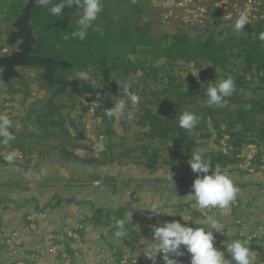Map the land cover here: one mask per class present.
Instances as JSON below:
<instances>
[{
    "label": "rangeland",
    "instance_id": "rangeland-1",
    "mask_svg": "<svg viewBox=\"0 0 264 264\" xmlns=\"http://www.w3.org/2000/svg\"><path fill=\"white\" fill-rule=\"evenodd\" d=\"M157 12L158 10L150 9L143 18L144 22L149 19L155 21L153 31L156 34L162 31L172 34L179 30H186L194 37L195 35L205 36L208 31L206 22L194 25L179 23L172 25L165 22L160 12L159 14ZM12 28L6 23L0 24L4 43L8 34L6 31ZM14 48L15 44H6L4 50L11 51ZM4 50L0 51V55L5 53ZM132 58L136 57L132 56ZM164 61L166 60L161 59L160 65L165 63L172 75L179 77L172 87L182 91L206 93L209 84H216L225 79L224 76H220L217 81H213L208 78L207 72L199 71L191 65L177 64L173 68L171 64ZM19 70L31 83V96L26 99L22 93H17L15 96L9 95L11 88L1 80L0 76V89L3 92L6 90L2 102L7 105L2 106L0 114L5 112L12 124L16 125L18 132L34 131V127V129L30 128L32 126L25 128L21 118L26 117L31 107L37 105L41 108L51 90L41 85V67H19ZM166 77L163 76L165 79ZM11 82L15 83L17 88L22 87L17 78L12 79ZM86 82L94 87H104L97 75L89 74ZM115 82L109 80L108 85L115 86ZM122 83L132 87L141 99L136 106L128 101L126 112H131L133 118L127 119L125 116L126 124L121 119L116 124L119 136L114 138L113 142L116 146L109 155L110 158L115 157L114 160L108 161L106 165L94 166L67 160L58 149L61 146L60 140L37 141L32 160L18 161L23 165L14 167L15 171H12L11 179L3 178L0 181V207L11 209L18 216L17 212H19L22 216L21 223L12 229L9 227L3 229V226H0V264H116L118 257L126 264H140L151 261L143 254L146 245L140 243L141 240L153 242L151 225L179 220L188 226L207 228V225L202 222L196 223V221H203L207 216H212L225 227L226 235L215 233L213 230L216 237L215 244L221 251H225V259H231V257L222 244L224 241L231 243L233 240H248V247L251 250L254 245L264 246V162L249 166L246 156L255 149L248 146L243 149L241 154L245 156H241V161L238 163L240 170H226L239 189L235 199L239 205L237 215L230 212L231 204L223 210V213L219 208L201 210L193 207L196 201L190 199L189 193L192 191L194 180L200 174L179 166L150 168L140 164L138 162L146 157L142 149L132 151L128 156L124 155V149L139 143L138 137L141 135L137 125L139 117L135 113L145 100V90L150 92L162 89L165 85L164 81L156 83L152 78L146 79L135 75ZM235 93L236 91L232 95ZM238 95L249 98L253 95V91L241 88ZM111 97L114 104L123 99L118 95ZM35 101L38 103L34 104ZM55 101L58 104H71L74 101L77 106L72 112L73 115L78 114L84 104L98 106L101 104V98L97 100L95 95L78 96L69 92L57 97ZM200 103L205 105L207 100L201 99ZM228 104V108L226 103L215 106L227 108L233 112L240 107V103L237 102ZM186 107H192V104H186ZM67 112H69L68 107L63 113ZM216 115L222 116L220 113ZM260 120L263 121L264 117L261 116ZM31 124L33 125V121ZM70 131L74 137L78 136L73 126L70 127ZM94 132L96 139L91 141L87 130L82 127L79 141L83 145H90V148L77 150L81 156H98L100 146L103 145L106 148L108 140L105 135L101 137L97 134V130ZM120 136H123L125 140ZM197 137L198 141H203L200 136ZM12 144L11 142L7 145L0 144V151L3 148L12 147ZM154 146L161 149L163 156L170 153V142L163 144L157 140ZM69 148L74 150L72 145H69ZM212 148L214 146L209 144L201 146L200 149ZM1 163L8 164L2 156ZM170 173L174 183L167 178ZM57 196L64 197L68 201L63 200L56 205L59 200ZM70 199H72L71 202ZM78 200L87 203L79 204ZM153 205H156L157 211L163 213H153L151 210ZM119 208H124L123 217L118 216L114 211ZM181 216L187 218V221H183ZM107 217L110 218V222L106 224L104 221ZM121 219L126 222L128 235L116 237L117 229L111 230L110 227L115 226L116 221ZM68 247L73 249V255L78 258L77 261L73 262V255L68 251ZM182 250L186 251L183 246ZM253 251L256 253L254 264H264V253L261 255L259 250ZM6 255L9 257L8 260L5 259ZM175 258L178 257L175 256ZM182 264H190V261Z\"/></svg>",
    "mask_w": 264,
    "mask_h": 264
},
{
    "label": "trees",
    "instance_id": "trees-1",
    "mask_svg": "<svg viewBox=\"0 0 264 264\" xmlns=\"http://www.w3.org/2000/svg\"><path fill=\"white\" fill-rule=\"evenodd\" d=\"M103 1L102 11L93 22V26L88 29L83 41L71 37V33L78 30L77 20L83 14L82 7L79 9L77 5L71 8L65 7L62 10V16H53L50 12L51 6L60 4L62 0H50L46 7L36 3L31 21L37 37L34 53L55 57L58 61L59 76L77 79L81 83L83 80H80L78 75L81 71L97 75L103 85H108L109 80H114L115 85L124 87L126 84L122 81L135 75L146 79L152 78L156 83L164 81L165 85L162 89L150 92L145 90V100L135 113L139 117L137 120L141 133L138 137L139 143L124 149V155L128 156L130 152L142 149L146 157L138 162L140 164L150 168L179 166L189 170L191 167L187 161L191 158V153L202 151L204 158L210 161L213 169L219 164L224 170L234 171L240 170L238 163L241 161L240 154L243 149L250 144H255L258 147V153L253 159V164H261L264 147V120H260L261 116L264 117V41L259 39V34L264 32V18L246 24L243 31L235 33V18L223 21L222 14L212 11L211 18L204 21L208 24L205 36L193 37L186 30H179L172 34L162 31L156 34L153 31L155 21L151 19L143 21L144 15H147L150 9L153 11L159 9L152 5L150 0ZM26 2L27 0H0V24L6 23L8 27H12V22L20 14ZM1 34L0 51H3L6 43L2 41ZM66 36L68 39H65ZM161 59H165L164 62L171 64L173 68L177 64L191 65L199 71L207 72L208 78L213 81H217L220 76H224L225 79L233 78L236 93L225 97L223 103L227 104V108L229 102L240 103L239 109L233 112L215 105L210 107L207 103L202 105L200 100H207L206 93L173 88L172 84L179 77L172 75L165 63L160 65ZM163 76H167L166 79ZM18 82L22 87L17 88L15 83H8L11 88L9 94L15 96L17 93H22L27 99L31 96L30 81L26 77L18 79ZM41 82L43 88H50V90L54 88L42 78ZM241 88L252 90L253 95L249 98L239 96L238 91ZM129 91L136 93L132 87H129ZM69 93L74 94L70 90ZM141 95L144 96V94ZM95 96L101 98V104L97 107L95 114L98 119L96 130L98 134L105 135L108 140L107 149L103 147L98 156L84 157L77 152L80 149L90 148V145H83L79 141L83 118L89 108L88 104H84L79 113L73 115L72 112L77 106L74 101L71 104H58L54 101L57 114L46 120L52 131L65 136V139L60 140L61 146L58 149L67 160L93 166L106 165L108 161L114 160L115 157L110 158L109 155L116 146L113 142L114 138L119 136L116 118L110 119L105 114L106 110L114 106L113 97L106 100L103 95ZM118 96L127 99L124 95ZM47 99L41 108L37 105L33 106L26 117L21 118L25 128L34 126L35 116L45 110ZM36 103L38 102L35 101L34 104ZM189 103L192 107L187 108L186 104ZM67 107L69 112L63 113ZM183 111H190L199 117V122L192 130L179 127V115ZM217 113L222 116H217ZM124 119L125 117L121 118L126 124ZM71 126L76 128L77 137L72 135ZM9 131L12 135L27 132L24 130L18 132L14 123ZM197 136H200L203 141H198ZM121 138L125 140L123 136ZM157 140L163 144L171 143L168 155L163 156L161 149L154 146ZM11 143H13L12 147L9 148L23 150L27 162L32 160L35 142L14 141ZM209 144H212L214 148L200 149L201 146ZM69 145H72L74 150H71ZM8 164L23 165L18 161L8 162ZM57 198L59 200L56 205L67 200L60 196ZM69 201L71 202L72 199ZM77 202L87 203L83 200ZM237 206L239 205L236 200L231 203L230 212L233 215H237ZM114 211L118 216L123 217L124 208L114 209ZM109 217L104 221L106 224L110 222ZM110 228L116 230L115 226ZM254 246L253 250H264L262 245ZM68 251L73 255L71 247H68ZM172 258L182 264L190 261V254L185 251L184 256L175 258L173 255ZM122 260L118 257L116 264H126ZM140 264H153V262ZM156 264H165L163 254L157 256Z\"/></svg>",
    "mask_w": 264,
    "mask_h": 264
},
{
    "label": "clouds",
    "instance_id": "clouds-1",
    "mask_svg": "<svg viewBox=\"0 0 264 264\" xmlns=\"http://www.w3.org/2000/svg\"><path fill=\"white\" fill-rule=\"evenodd\" d=\"M35 3L46 7L50 0H35ZM73 5H77L78 9L82 7L83 14L77 20L78 30L72 32L71 37L83 41L88 29L93 26V22L102 11V2L101 0H62L60 4L51 6L50 12L53 16H62V10L65 7L71 8ZM246 24H249V18L246 14H241L235 21L234 32L240 33ZM65 39L68 37L66 36ZM259 39L264 41V32L259 34ZM78 75L81 80L86 81L89 78L87 71H81ZM193 75L196 74L193 73ZM235 88V81L231 77L220 80L216 84H209L206 88L208 106L221 105L224 98L231 96ZM123 92L127 99L119 100L105 113L110 119L115 117L117 123L125 116L127 119H132L133 114L126 112L127 103L130 101L133 106H136L141 99L140 96L129 91L127 84L124 86ZM99 99L100 97L97 96V100ZM198 122L199 117L190 111H183L179 115V127L182 129L192 130ZM11 127L12 121L7 116L0 115V137L3 138L0 139V144L7 145L13 139L12 133L9 131ZM100 150H103V145L100 146ZM15 156V152H9L4 155V159L7 162H12ZM187 163L194 173L200 174L194 180L192 191L189 193L190 199L196 201L193 207H198L201 210L219 208L223 213V210L235 201L239 192L231 176L219 164L213 169L210 161L204 158L202 151L192 152ZM167 178L174 183L171 173ZM151 210L155 214L163 213L156 210V205H153ZM181 217L183 221H187V218ZM201 222L206 224L207 228L188 226L179 220L151 225L153 242L140 241L141 244L146 245L143 249L144 256L156 264L157 256L163 254L165 264H179L172 257L173 255L184 256L183 246L187 254H190V264H254L256 253L248 247V240H233L231 243L222 242L231 257V259H225V251H221L215 244L216 237L213 231L226 235L224 225L212 216H207L203 221H196V223ZM125 223L123 219L116 221V237L128 235Z\"/></svg>",
    "mask_w": 264,
    "mask_h": 264
},
{
    "label": "water",
    "instance_id": "water-1",
    "mask_svg": "<svg viewBox=\"0 0 264 264\" xmlns=\"http://www.w3.org/2000/svg\"><path fill=\"white\" fill-rule=\"evenodd\" d=\"M35 0H27L20 14L12 22V29L9 31L6 44H17V49L7 55H0V70L4 83L11 82L12 79H23L25 76L19 70L22 66L41 67V78L51 86H57L48 97L45 110L35 116L34 128L36 132H26L12 135L14 141H50L65 139L62 133L52 131L45 120L57 114L54 101L62 96L67 89L78 96L83 94L103 95L109 99L112 94L125 95L123 88L119 85H106L103 88L94 87L86 82L81 85L77 79L60 77L57 69L58 61L50 55H40L34 53V45L37 41L34 25L32 24L33 8ZM0 139H3L0 137Z\"/></svg>",
    "mask_w": 264,
    "mask_h": 264
},
{
    "label": "built area",
    "instance_id": "built-area-1",
    "mask_svg": "<svg viewBox=\"0 0 264 264\" xmlns=\"http://www.w3.org/2000/svg\"><path fill=\"white\" fill-rule=\"evenodd\" d=\"M152 5L160 12L163 20L169 24H199L211 18L212 11L222 14L223 21L237 19L241 14H246L249 18V23L264 18V0H150ZM6 91L0 89V111L2 106H7L2 102L3 95ZM98 105H89L86 116L83 118L82 127L87 130L88 138L96 139V109ZM1 115V114H0ZM3 116L5 115L2 114ZM93 132V133H92ZM98 134V132H97ZM102 137L101 134H98ZM248 148H254V152H249L246 156L249 161V166L253 164V159L257 155L258 150L255 144L248 145ZM9 152H15L16 156L13 161H22L25 159V153L19 148H3L1 156ZM264 154V153H263ZM262 154V155H263ZM245 156V154H240ZM12 161V162H13ZM264 162V155L262 157ZM263 255L264 250H259ZM149 262V261H148Z\"/></svg>",
    "mask_w": 264,
    "mask_h": 264
},
{
    "label": "crops",
    "instance_id": "crops-1",
    "mask_svg": "<svg viewBox=\"0 0 264 264\" xmlns=\"http://www.w3.org/2000/svg\"><path fill=\"white\" fill-rule=\"evenodd\" d=\"M10 95V94H9ZM34 127V126H33ZM33 127H30L32 129H34ZM29 128V129H30ZM38 129H35L33 132H36ZM29 132V131H27ZM34 155V154H33ZM32 157V156H31ZM18 165H14V164H4L1 163L0 161V181L3 178H7V180H10L12 177V171H15V168ZM14 168V169H13ZM11 175V176H10ZM1 184V183H0ZM12 199V198H11ZM13 200V199H12ZM14 203V202H13ZM12 203V204H13ZM1 205V204H0ZM14 205V204H13ZM29 207V206H28ZM33 207V206H32ZM4 208V207H3ZM2 207H0V226L2 225L3 229H7V227H9L10 229H12L13 227H15L17 224L21 223V213L17 212L18 215L14 214V211L11 209H3ZM23 209V208H22ZM33 209V208H32ZM9 257H7V255L5 256V259L8 260ZM77 257H75V255L72 257L73 262L77 261Z\"/></svg>",
    "mask_w": 264,
    "mask_h": 264
},
{
    "label": "flooded vegetation",
    "instance_id": "flooded-vegetation-1",
    "mask_svg": "<svg viewBox=\"0 0 264 264\" xmlns=\"http://www.w3.org/2000/svg\"><path fill=\"white\" fill-rule=\"evenodd\" d=\"M9 33V32H8ZM8 35V34H7ZM15 44V48L14 49H12L11 51H6V50H4V52H5V54H1V55H7V54H10L11 52H13L14 50H16L17 49V44L18 43H14ZM11 45H13V44H11ZM22 67H33V66H22ZM1 76V75H0ZM1 80H2V76H1ZM3 81V80H2ZM80 84L81 85H84V84H86V81L85 80H83L82 81V83L80 82ZM106 85H104V87H105ZM57 86H54V88L51 90V93H52V91L56 88ZM66 92H69V89H67L66 90ZM65 92V93H66ZM51 93H50V95H51ZM49 95V96H50ZM113 95V94H112Z\"/></svg>",
    "mask_w": 264,
    "mask_h": 264
}]
</instances>
